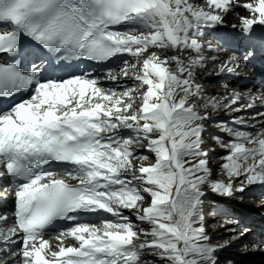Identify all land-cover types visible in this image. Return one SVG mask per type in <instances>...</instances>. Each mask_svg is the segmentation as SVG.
<instances>
[{"label": "snow or ice", "instance_id": "6c2138e0", "mask_svg": "<svg viewBox=\"0 0 264 264\" xmlns=\"http://www.w3.org/2000/svg\"><path fill=\"white\" fill-rule=\"evenodd\" d=\"M233 9L243 10L233 27L264 49L254 27L264 0H0V98L27 93L0 109V200L9 188L12 198L11 213L0 211V264H219L205 189L243 199L264 188V92L225 84L207 95L197 82L203 30ZM53 60L122 63L52 79ZM239 60L233 52L213 74ZM258 107L217 122L225 136L212 139L226 154L214 170L213 113Z\"/></svg>", "mask_w": 264, "mask_h": 264}, {"label": "bare ground", "instance_id": "6f19581e", "mask_svg": "<svg viewBox=\"0 0 264 264\" xmlns=\"http://www.w3.org/2000/svg\"><path fill=\"white\" fill-rule=\"evenodd\" d=\"M191 2H202V0H191ZM236 11L240 10H231L228 14L225 15L224 20H230L228 22V27H233V25H237L239 23L238 18L236 16ZM211 51H213L211 49ZM210 50H206L205 57H206V67L204 69H198V78L197 82L200 83L203 88L206 91L207 95H222L225 92L224 85L227 84L229 86V89H235L236 91H239L241 93H253V94H259L261 92L257 91L256 85L254 83H250L248 85L239 84L238 78L242 74H246L245 68L239 64L236 71L232 74L223 73V74H213L214 72V64H218L225 60L230 54H223V55H217L219 56V61H212L210 58H208V53ZM187 55V53H185ZM221 78H224V81H220ZM247 79H252V76L247 74ZM203 111V109H200ZM261 110L259 107L257 109L253 110H246L241 113H230V112H224L223 110L219 112L213 113V118H218L217 121L223 120L228 123L229 126L232 125V117L235 115L248 117L250 119L251 115H254L256 111ZM217 121L215 124L212 123V120L207 122L206 127L207 129L212 128L213 130H218L217 127ZM241 130H251V129H243ZM220 136H225L224 133L220 132ZM208 138V135L205 136V140ZM216 142L214 145H211L209 148L206 149V151L209 152V160H210V166L214 170L216 169V160H213L217 156L216 154ZM206 195L203 197L202 204L204 206L211 205L212 203L217 202V200L222 201L224 204L229 206L233 209L234 213H236L235 221L232 224L229 225H221L222 227L219 228V225L211 226L210 231H207V234L212 238H222L227 237L229 234L237 233V235L234 236L231 243L225 242L219 245H216L220 248V250L216 253L217 257L220 252L229 251V250H235V249H241L243 251V254H249V253H259L261 255H264V244L260 243L262 240H258L257 238H254V235L257 234L258 238H262V235H259V232H256L258 229V225L264 224V205H261V193H264V188H260L259 186L253 187L251 190L246 191L243 194V199H240V194H237L235 198H225L221 197L219 195L213 194L210 190L205 189ZM225 206V205H224ZM241 225H247L248 228L245 230L239 231ZM240 233H243V235H240ZM255 241V242H254ZM253 243V244H251ZM226 245V246H225ZM147 255V254H146ZM150 261L151 264H156V261L152 259L150 256L147 258L146 262ZM219 261V259H218ZM219 264H234V263H219Z\"/></svg>", "mask_w": 264, "mask_h": 264}, {"label": "rangeland", "instance_id": "374dc122", "mask_svg": "<svg viewBox=\"0 0 264 264\" xmlns=\"http://www.w3.org/2000/svg\"><path fill=\"white\" fill-rule=\"evenodd\" d=\"M218 118H213L212 123L215 124ZM218 122V121H217ZM208 138H206V142L208 144L209 148L211 145H214L215 140L212 139L213 135H221L220 130H213L212 128L207 129ZM224 137V136H222ZM206 148V149H207ZM205 149V150H206ZM216 154L217 156L212 159L216 160V169H218V165L223 163V161L220 159L221 156L225 155V150L221 147L216 146ZM225 205V206H224ZM231 213H228V212ZM202 214H203V226L205 227L206 231H210L211 226L219 225V228L222 227L221 225H229L232 224L235 221L236 213H234L233 209L224 204L222 201L217 200V202L212 203L211 205L204 206L202 204ZM234 214L232 217L230 215ZM225 221H228L225 223ZM240 226V225H239ZM247 225H241L239 231L245 230ZM212 229V228H211ZM237 235V233L229 234L227 237L222 238H212L211 243L213 245H219L230 242L233 240L234 236ZM255 242V241H254ZM253 244V243H251ZM219 263H234V264H264V255H261L257 252L255 253H249V254H243V251L241 249H235V250H229V251H222L218 255ZM146 264H151L150 261L146 262ZM157 264V262H156Z\"/></svg>", "mask_w": 264, "mask_h": 264}]
</instances>
